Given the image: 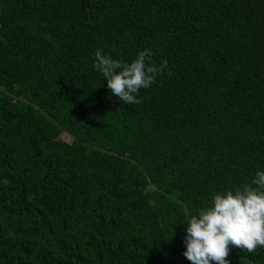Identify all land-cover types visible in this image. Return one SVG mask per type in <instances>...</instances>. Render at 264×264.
I'll list each match as a JSON object with an SVG mask.
<instances>
[{
	"label": "trees",
	"instance_id": "16d2710c",
	"mask_svg": "<svg viewBox=\"0 0 264 264\" xmlns=\"http://www.w3.org/2000/svg\"><path fill=\"white\" fill-rule=\"evenodd\" d=\"M97 48L171 75L125 104ZM257 171L264 0H0V264H191L184 222Z\"/></svg>",
	"mask_w": 264,
	"mask_h": 264
},
{
	"label": "clouds",
	"instance_id": "9594fccd",
	"mask_svg": "<svg viewBox=\"0 0 264 264\" xmlns=\"http://www.w3.org/2000/svg\"><path fill=\"white\" fill-rule=\"evenodd\" d=\"M150 48L127 62L114 59L97 48L93 68L107 80V88L125 104H140L141 89L150 88L158 76L171 75L168 61L157 64ZM7 186L10 181L4 179ZM184 257L191 264H230L231 248L252 253L264 248V171H257L250 183L216 192L211 204L192 214L186 222Z\"/></svg>",
	"mask_w": 264,
	"mask_h": 264
},
{
	"label": "rangeland",
	"instance_id": "374dc122",
	"mask_svg": "<svg viewBox=\"0 0 264 264\" xmlns=\"http://www.w3.org/2000/svg\"><path fill=\"white\" fill-rule=\"evenodd\" d=\"M57 140L60 142H69L71 141V137L65 132H62L61 134H59Z\"/></svg>",
	"mask_w": 264,
	"mask_h": 264
}]
</instances>
